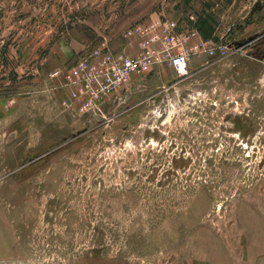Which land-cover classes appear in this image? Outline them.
I'll use <instances>...</instances> for the list:
<instances>
[{
    "label": "rangeland",
    "instance_id": "1",
    "mask_svg": "<svg viewBox=\"0 0 264 264\" xmlns=\"http://www.w3.org/2000/svg\"><path fill=\"white\" fill-rule=\"evenodd\" d=\"M184 2L0 0V264H264V0ZM202 8L229 55L192 56L185 80L155 67L170 83L98 112L61 106L52 71Z\"/></svg>",
    "mask_w": 264,
    "mask_h": 264
},
{
    "label": "built area",
    "instance_id": "2",
    "mask_svg": "<svg viewBox=\"0 0 264 264\" xmlns=\"http://www.w3.org/2000/svg\"><path fill=\"white\" fill-rule=\"evenodd\" d=\"M191 19L195 20L193 16ZM123 38L137 49L112 51L101 44L69 68L50 73L51 77L62 76L60 86L68 91L67 98L60 102L62 107L80 113L98 112L101 104L133 77L167 65L179 80H185L193 73L189 65L192 56L200 58L203 53L211 59H222L235 49L228 41L216 43L202 38L194 26L179 30L177 22L167 18L134 24L125 30Z\"/></svg>",
    "mask_w": 264,
    "mask_h": 264
},
{
    "label": "trees",
    "instance_id": "3",
    "mask_svg": "<svg viewBox=\"0 0 264 264\" xmlns=\"http://www.w3.org/2000/svg\"><path fill=\"white\" fill-rule=\"evenodd\" d=\"M227 1H229V0H227ZM188 2H189V0H185V2H184L185 5H186V3L188 5ZM207 12L208 11L205 10V8H202V10L200 12H197V14L195 16V22L192 25L198 29V31H199L200 35L202 36V38L208 39V38H211L212 37L213 39H215V41H218L219 42V40H218L219 38L215 34V24H216V20H215V18L213 16H211ZM189 13H190V11L188 12V14L187 13L185 14V15H187L186 18H183V17L180 18L181 20H185L186 21V26L187 27L191 25V22L188 20L189 19L188 18L189 17ZM88 17H86V19H88ZM92 20H89L88 19V21H90V23H92V24L95 25L94 20H93V22H91ZM148 21H150V20H148ZM148 21H143L141 23H146ZM79 30L83 32V37L80 38V41H81L82 44H84L85 46H86V44H89L90 42H91V45H98L99 44L100 38H98V36L95 35L94 30L90 26L79 25ZM91 45H88V46H91ZM94 47H96V46H94ZM94 47L91 46V48L89 49V51L92 48H94ZM110 50H112V51H118V50H122V48H120V49L119 48H110ZM88 52L87 53H84V52L82 53V51H81L80 52L81 54H79V55L81 57H83L86 54H88Z\"/></svg>",
    "mask_w": 264,
    "mask_h": 264
},
{
    "label": "crops",
    "instance_id": "4",
    "mask_svg": "<svg viewBox=\"0 0 264 264\" xmlns=\"http://www.w3.org/2000/svg\"><path fill=\"white\" fill-rule=\"evenodd\" d=\"M208 39H211L214 42H218V41H215V39H213L212 37L208 38ZM136 49H137V45L134 46V44H132V43L130 46L125 45V47H122V50H125L127 52H134ZM163 70L166 73L165 67H160L158 69L159 73H161ZM171 71L175 75V72L172 69H171ZM155 73H158V72H155ZM168 77L169 76H167V77H163V76L156 77L153 75V71H150L149 73H147L146 75H143L142 77H140V76L133 77L128 85H126L125 87L120 89L121 91L118 93L116 103L117 104L123 103L126 100H128V98H133L134 96H136V84H137L138 89H140V88L144 87L146 84H150L153 86L154 83L155 84L160 83V84L153 86V89H156V88L163 87L166 84L170 83V78H168ZM57 79H58L59 84H61L64 81L62 76L58 77ZM63 94L67 98V96H68L67 89H65V92ZM61 96L62 95H59V97H61ZM64 98H62V99H64ZM106 101H109V100H106ZM257 264H261V261H258Z\"/></svg>",
    "mask_w": 264,
    "mask_h": 264
},
{
    "label": "flooded vegetation",
    "instance_id": "5",
    "mask_svg": "<svg viewBox=\"0 0 264 264\" xmlns=\"http://www.w3.org/2000/svg\"><path fill=\"white\" fill-rule=\"evenodd\" d=\"M255 13H258V7L256 8V5L255 6H253L252 7V9L249 11V14H248V16H247V18L245 19V22H246V20L248 21V22H251L252 20H253V16H254V14ZM257 43H255V44H251L250 43V46H251V48H255L256 49V47L257 46H255ZM247 45H249V44H247ZM258 45V44H257ZM129 84V83H128ZM127 84V85H128ZM121 90H119L118 92H116L114 95H112L110 98H108L107 100H109V99H111L113 102L115 101V103H116V101H117V97H118V93L120 92Z\"/></svg>",
    "mask_w": 264,
    "mask_h": 264
}]
</instances>
